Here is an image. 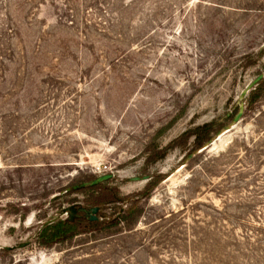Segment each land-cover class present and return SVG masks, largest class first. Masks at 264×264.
I'll return each instance as SVG.
<instances>
[{
    "label": "rangeland",
    "instance_id": "1",
    "mask_svg": "<svg viewBox=\"0 0 264 264\" xmlns=\"http://www.w3.org/2000/svg\"><path fill=\"white\" fill-rule=\"evenodd\" d=\"M261 74L264 0H0V264H264Z\"/></svg>",
    "mask_w": 264,
    "mask_h": 264
},
{
    "label": "trees",
    "instance_id": "2",
    "mask_svg": "<svg viewBox=\"0 0 264 264\" xmlns=\"http://www.w3.org/2000/svg\"><path fill=\"white\" fill-rule=\"evenodd\" d=\"M264 79V78H263ZM263 79L257 84V86L252 89L248 95L246 96V109H248L249 106L253 104V102L258 98L256 95V92L258 91L259 94L264 93V81ZM245 98V99H246ZM237 114V113H236ZM235 114V115H236ZM234 115V116H235ZM234 118V117H233ZM232 118V120H233ZM210 124H206L204 127H200L199 129V135L197 137V141L194 143V146L192 148V151L204 146L206 142H210L211 137L214 133H216L220 128H223L224 125H221L220 127L216 129H212ZM191 153V152H190ZM95 178V177H93ZM96 179V178H95ZM92 179L91 181L95 180ZM156 185L155 182H152L151 180L148 182L147 188H152ZM99 189V192L96 194H92L90 198L88 199L89 205L94 208L98 207L99 211L104 205L108 203H117V202H123L126 198L120 196V193L117 191V189L110 187V188H102V184H96V185H90L86 188H94ZM85 188H79L78 190H82ZM145 191L139 194V197L141 195H144ZM147 195V194H145ZM138 199V197H137ZM137 202L131 203L130 208L127 210L125 215L122 219L127 222L131 221L133 217L136 215L138 207L136 205ZM81 219L84 218H77L74 221H69L68 219H57L53 222H51L48 225H44L42 229L39 231L38 235L41 239H43V247H51L54 244L65 242L67 240L72 239L75 235L88 232L91 229L95 230L99 227L98 221H89L87 220L89 229H79V224L81 223ZM86 220V219H85ZM91 228V229H90Z\"/></svg>",
    "mask_w": 264,
    "mask_h": 264
},
{
    "label": "water",
    "instance_id": "3",
    "mask_svg": "<svg viewBox=\"0 0 264 264\" xmlns=\"http://www.w3.org/2000/svg\"><path fill=\"white\" fill-rule=\"evenodd\" d=\"M263 77H264V75L263 74H261L260 76H258L243 92H242V96H241V98H242V100H245V98H246V96L248 95V93L252 90V89H254L256 86H257V84L263 79ZM244 111H245V102H243V103H241V105L239 106V110H238V112H237V114L234 116V118H233V120H232V124H230V125H228L227 127H225V130L224 131H230L232 128H234V126L242 119V117H243V114H244ZM223 131V132H224ZM223 132H219L218 133V135L217 136H219V135H221ZM213 143V140H211L210 142H209V144L207 145V147L210 145V144H212ZM111 178V175H104V176H101V177H99V178H97V179H95V180H93V181H91V182H89V183H84V184H82L81 186H77L76 187V189L77 188H79V187H84V186H88V185H96V184H98V183H101V182H103V181H106V180H108V179H110ZM146 179H148V177H146ZM70 212H69V218H68V220L69 221H74L75 219H77V218H80V217H77L75 214L77 213V209H75V208H69L68 209ZM67 211V210H66ZM66 211H64V213L66 212ZM99 211V208L98 207H94V208H92L91 210H90V212H91V214H89V215H87V217H85L87 220H89V221H96L97 220V217L95 216V214L97 213ZM76 216V217H75ZM51 222H53V220H50V221H48V222H46V224L45 225H48V224H50ZM28 245V243H24V244H21L20 246L21 247H25V246H27Z\"/></svg>",
    "mask_w": 264,
    "mask_h": 264
},
{
    "label": "bare ground",
    "instance_id": "4",
    "mask_svg": "<svg viewBox=\"0 0 264 264\" xmlns=\"http://www.w3.org/2000/svg\"><path fill=\"white\" fill-rule=\"evenodd\" d=\"M225 133H227V131H224L221 135L223 136ZM222 136H221V137H222ZM221 140H222V139H221Z\"/></svg>",
    "mask_w": 264,
    "mask_h": 264
}]
</instances>
